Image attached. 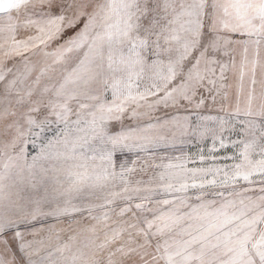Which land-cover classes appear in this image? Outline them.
Wrapping results in <instances>:
<instances>
[{
    "label": "snow or ice",
    "instance_id": "snow-or-ice-1",
    "mask_svg": "<svg viewBox=\"0 0 264 264\" xmlns=\"http://www.w3.org/2000/svg\"><path fill=\"white\" fill-rule=\"evenodd\" d=\"M0 264H264V0H0Z\"/></svg>",
    "mask_w": 264,
    "mask_h": 264
}]
</instances>
